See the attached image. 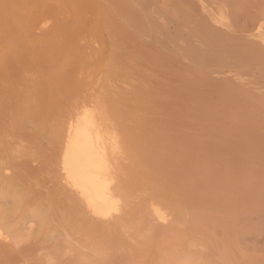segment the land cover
<instances>
[{
	"label": "rangeland",
	"instance_id": "374dc122",
	"mask_svg": "<svg viewBox=\"0 0 264 264\" xmlns=\"http://www.w3.org/2000/svg\"><path fill=\"white\" fill-rule=\"evenodd\" d=\"M0 1V264H264V0ZM99 105L104 219L61 167Z\"/></svg>",
	"mask_w": 264,
	"mask_h": 264
},
{
	"label": "bare ground",
	"instance_id": "6f19581e",
	"mask_svg": "<svg viewBox=\"0 0 264 264\" xmlns=\"http://www.w3.org/2000/svg\"><path fill=\"white\" fill-rule=\"evenodd\" d=\"M6 1V0H5ZM4 1V2H5ZM46 1V0H45ZM52 1V0H51ZM107 1V0H106ZM115 1V0H114ZM152 1V0H151ZM2 2V1H0ZM14 2V1H12ZM49 2V1H47ZM109 2V1H108ZM117 3V1H115ZM132 2V1H131ZM8 3V2H7ZM92 3V1H91ZM97 3V2H96ZM99 3V2H98ZM122 3V2H121ZM3 4V2L1 3ZM89 4V3H88ZM104 4V3H103ZM132 4V3H131ZM4 5V4H3ZM45 5V4H44ZM48 5V4H47ZM99 5V4H98ZM113 5V4H112ZM115 5V4H114ZM117 5V4H116ZM115 5V6H116ZM230 5V4H229ZM5 6V5H4ZM54 6V5H53ZM3 7V6H2ZM7 7V6H6ZM102 9V5L100 6ZM126 7V6H124ZM129 6H127L128 9ZM140 8V7H139ZM116 9V8H115ZM113 8V10H115ZM84 10V9H83ZM104 10V9H103ZM117 10V9H116ZM126 10V9H125ZM141 10V9H140ZM149 10V9H148ZM3 11V10H2ZM128 11V10H127ZM230 11V10H229ZM21 12V11H20ZM105 12V11H104ZM110 12V11H109ZM112 12V11H111ZM110 12V13H111ZM115 12V11H114ZM125 12V11H124ZM130 12V11H129ZM133 13V12H131ZM109 14V13H108ZM47 15V14H46ZM113 15V14H112ZM148 15V14H147ZM179 17V16H178ZM259 17V16H258ZM261 17V16H260ZM10 18V17H9ZM46 18V17H45ZM146 18V16H145ZM151 19V18H150ZM22 20V19H21ZM97 20V19H96ZM147 20V19H146ZM169 21V20H167ZM181 21V20H180ZM2 22V21H1ZM5 22V21H4ZM10 22V21H9ZM152 22V21H151ZM171 22V21H170ZM179 22V21H178ZM257 22V21H256ZM259 22V20H258ZM149 23V21H148ZM216 23V22H215ZM9 24V23H8ZM41 24V23H40ZM107 24V23H106ZM162 24V23H161ZM257 25V23H256ZM255 25V26H256ZM136 26V25H135ZM10 27V26H9ZM133 27V26H132ZM139 27V25H138ZM169 27V26H168ZM256 28V27H255ZM45 29V28H44ZM114 29V28H113ZM151 29V28H150ZM155 29V28H154ZM6 30V29H5ZM159 30V29H158ZM187 30V29H186ZM256 30V29H255ZM7 31V30H6ZM20 31V30H19ZM138 31V30H137ZM142 31V30H141ZM160 31V30H159ZM254 31V30H253ZM95 32V31H94ZM153 32V31H152ZM9 33V32H8ZM255 33V32H254ZM90 34V33H89ZM253 34V33H252ZM153 35V34H152ZM150 34V36H152ZM87 36V35H86ZM149 36V35H148ZM156 36V35H155ZM4 37V36H3ZM159 38V37H158ZM91 39V38H90ZM200 39V38H199ZM251 39V38H250ZM143 40V39H142ZM146 40V39H145ZM160 40V39H159ZM79 41V40H78ZM151 41V40H150ZM132 42V41H131ZM92 43V42H91ZM89 44V43H88ZM19 45V44H18ZM142 45V44H141ZM170 46V45H169ZM20 48V47H19ZM163 48V47H162ZM104 49V48H103ZM136 49V48H135ZM15 50V49H14ZM134 51V50H133ZM177 51V50H176ZM147 53V52H146ZM199 53V52H198ZM160 55V54H159ZM223 55V54H221ZM144 56V55H143ZM161 57V56H160ZM263 58V57H262ZM87 60V59H86ZM153 60V59H152ZM166 60V59H165ZM47 61V60H46ZM90 62V61H89ZM206 62V61H205ZM255 62V61H254ZM159 64V63H158ZM261 66H263L261 64ZM241 67V66H240ZM264 67V66H263ZM89 68V67H88ZM235 68V67H234ZM255 69V68H254ZM261 69V68H260ZM79 71V70H78ZM204 71V70H203ZM209 71V68L208 70ZM221 71V70H220ZM219 72V71H218ZM144 73V72H143ZM16 74V73H15ZM213 74V73H212ZM89 76V75H88ZM74 78V77H73ZM226 79V78H225ZM258 89V88H257ZM77 91V90H76ZM2 92V91H1ZM84 95V94H83ZM261 97V96H260ZM69 99V98H68ZM100 103V101H99ZM104 104V102H103ZM102 105V104H100ZM99 105L97 111L82 113L65 135V145L62 156L63 171L69 189L75 193L85 205L89 213L97 219L111 217L120 205H116L113 193L116 189L114 176L117 161L123 152L118 130L110 125L108 115ZM105 106V105H104ZM104 108V107H103ZM84 109V108H83ZM95 110V109H94ZM80 111V110H79ZM81 113V112H80ZM110 117V116H109ZM111 121V119H110ZM63 126V125H62ZM70 126V125H69ZM66 133V132H65ZM59 135V134H58ZM59 137V136H58ZM60 138V137H59ZM61 142V141H60ZM62 144V143H60ZM62 150V149H61ZM120 150V151H119ZM9 152V151H8ZM126 156V155H125ZM123 159V158H122ZM114 165V167H112ZM51 171V170H50ZM6 173V172H5ZM3 175H6V174ZM50 174V173H49ZM52 174V173H51ZM55 174V173H54ZM7 176V175H6ZM65 179V180H66ZM117 182V181H116ZM65 184V183H64ZM117 184V183H116ZM118 188V187H117ZM121 193V191H120ZM119 194V193H118ZM123 194V193H122ZM121 194V195H122ZM128 195V194H127ZM117 198V197H116ZM119 200V199H118ZM124 200V199H122ZM120 201V200H119ZM132 203V201H131ZM125 204V203H124ZM77 205V204H76ZM122 206V204H121ZM120 208V207H118ZM122 208V207H121ZM124 210V209H123ZM125 211V210H124ZM160 221L161 214L154 211ZM118 213V212H117ZM154 214V213H153ZM165 214V213H164ZM118 218V214L115 215ZM154 216V215H153ZM88 217V216H87ZM91 217V216H89ZM113 217V216H112ZM116 218V219H117ZM106 220V219H105ZM110 220V219H109ZM100 221V220H99ZM115 221V220H114ZM96 223V222H94ZM103 223V222H102ZM101 224V223H100ZM6 226V225H5ZM9 228V227H8ZM7 228V229H8ZM10 229V228H9ZM8 231V230H7ZM9 233V232H8ZM10 237V235H8Z\"/></svg>",
	"mask_w": 264,
	"mask_h": 264
}]
</instances>
